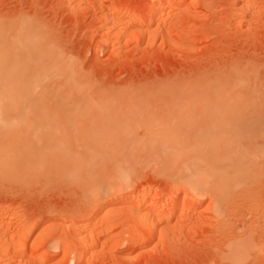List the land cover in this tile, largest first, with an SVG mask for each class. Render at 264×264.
<instances>
[{"label": "rangeland", "instance_id": "obj_1", "mask_svg": "<svg viewBox=\"0 0 264 264\" xmlns=\"http://www.w3.org/2000/svg\"><path fill=\"white\" fill-rule=\"evenodd\" d=\"M77 1L75 4L72 0H0V23L21 17L36 20L62 55L76 61L79 71L101 89L122 90L130 85L169 82L181 76L210 78L211 71L227 67L235 60L246 61L259 71L253 70L258 76L264 75V0H250L252 7L248 12L241 0H173L172 4L168 3L171 0H163L161 4L158 0ZM107 14V23L120 27L125 20L123 23L127 24L125 29L120 27L119 40L114 44L109 43L107 27H101L100 23ZM142 18L145 21L140 24ZM123 34L128 36L121 38ZM130 34L135 35L132 40ZM0 60L2 64L11 60L7 45L2 43ZM0 82L8 81L1 78ZM134 102L108 100L105 108L92 114L80 113L79 131L63 144H13L12 149L0 152L2 227L13 223L10 229L15 235L16 231L24 233L30 227L25 246L40 247L46 259L43 264H75L73 252L86 235L85 230L75 233L80 221L76 216L81 212L85 221L92 217L95 225L96 217L111 209L117 215L114 212L115 217L109 223L112 225L108 224L110 231L102 232V228L95 231L96 241L90 245L82 264H228L223 254L228 252L234 238H247L249 244L236 264H264L262 166L250 188L238 187L228 193L224 211L222 204L217 207L209 195L198 196L191 190L193 202H187L191 206L185 208L180 202L175 210L178 215L183 209L179 219L172 222L178 224L177 220H181L179 231L170 233L161 245L156 240L145 245L134 241V231L127 228L132 223L128 217L131 200H137L149 188L161 191L162 195L165 192V197L176 190L170 184L172 177L167 170H171V162L180 159L176 147L192 152L191 144L200 145L202 140L196 141L200 137L196 124L199 116L205 114V109L202 110L205 100L193 102L195 115L179 111L175 105L179 101L171 100L167 91L162 97L145 100L143 106H137V100V104ZM121 103L120 110L111 109ZM169 131L189 140L169 141ZM256 139L254 136L252 141L255 143ZM199 150L205 153L204 146ZM101 152L107 154V159L100 157ZM24 163L34 167L25 169ZM116 168L126 175L125 180L117 181ZM94 189L101 195L100 201L109 202L100 212L93 210L97 203L89 207L88 194ZM162 206L167 205L161 204L159 208ZM23 222L29 226H21ZM45 225L56 244L38 234ZM128 239H131L129 250L125 244ZM64 241L65 248H59ZM31 251L28 248L22 261L9 264H38L29 257Z\"/></svg>", "mask_w": 264, "mask_h": 264}, {"label": "bare ground", "instance_id": "obj_2", "mask_svg": "<svg viewBox=\"0 0 264 264\" xmlns=\"http://www.w3.org/2000/svg\"><path fill=\"white\" fill-rule=\"evenodd\" d=\"M72 1L75 4L78 2L77 0ZM162 1L158 0V3L161 4ZM172 1L168 3L172 4ZM241 3L247 12L252 7L250 0H241ZM108 14L102 18L100 23L101 27H107L103 28L108 31V41L114 44L119 40L120 27L124 28V25L127 24H124V20L120 27L111 25L109 22L108 26ZM154 15L156 16V13ZM112 18L115 19L113 16ZM144 21L142 18L138 22L143 24ZM127 36L123 34L121 38L125 39ZM130 36L132 38L129 40H132L135 35L130 34ZM0 43L7 45V49L11 53L9 63L2 64L0 60V79L4 78L8 81L2 84L0 82V152L12 149L13 144H63L62 142L70 137H75L79 131L80 121L77 117L80 113L91 111L92 114L99 110L98 108H105L104 103L108 100L113 102L126 99L135 101L134 103L137 100V103L139 102L136 103L137 106H143L150 97H162L167 91L171 100L179 101L178 104H175L178 105L179 111L185 110L188 115H195L193 102L196 99L205 100L202 107L203 112L205 109V114L202 113L199 116L196 124L200 135L196 141L198 139L202 141L199 143L200 145L191 144L198 149L193 151L192 147L191 152L187 148L176 147L180 159L171 162L172 168L167 170L172 177L170 184L176 190L171 194H166L167 197H165V192L162 195L161 191L156 192L152 188L143 189L144 193L140 198L136 197L137 200H131L128 217L132 223L129 222L127 228L134 231V241L145 245L150 240H156V243L161 245L170 233L177 232L181 220H177L178 224L177 222L172 224V222L175 218L179 219V214L183 209L178 215L175 210L180 202H183L182 206L184 207L191 206H188L187 203L193 202L192 195H190L191 190L198 196L209 195L210 200L215 202L217 207H221V204L223 206L226 202L228 193L238 187L244 190L250 188L253 179L259 174V167L264 168L262 165L264 159H260L262 158L260 155L264 156V139L262 138L264 136V75L261 73L262 75L258 76L259 71L248 66L246 61L236 62L235 60L234 63L230 62L232 64L229 66L227 63V67L220 66L210 72V78H203L200 75L181 76L171 79L169 82L130 85L129 88L125 87L122 90H111L94 87L91 83L92 80L79 71L78 63L66 59L67 57L62 55L59 47L48 38L45 28L32 18L21 17L15 21L0 23ZM253 70L258 71L257 74ZM118 104L120 105V103ZM118 104L112 105L111 109L113 111L120 110L123 105L122 103L121 106ZM203 115L205 116L202 117ZM167 135H169L167 139L169 141L189 140L186 136L181 139L174 131H169ZM254 136L258 137L255 143L254 140L252 141ZM259 138H262L263 142H259ZM200 146L205 147V153H200ZM163 147H169V145L163 144ZM101 155H103V160L107 159L106 153L101 152L100 157ZM24 167L29 169L34 166L24 163ZM116 171L118 174L115 177L118 182L127 178L119 168H116ZM90 185L93 187V184ZM88 195L89 207L93 203H97L95 206L93 205V210L100 212L109 203L104 199L100 201L101 195L96 189ZM163 200L166 201L164 203L167 206L169 205L168 208L162 203ZM159 204H163L165 208L163 206L159 208ZM223 208L224 206L221 210L224 211ZM221 210L219 209L223 213ZM114 212L109 209L101 217H96L95 225L92 217L88 218L90 221L87 218H85L86 221L84 219L83 221L81 212L76 216L80 221L78 220V229L75 228V233L85 230L86 235L81 237L79 248L73 252L72 260L75 261V264H82V259L89 253L90 245L96 241L94 236L96 230L102 228V232L110 231L108 226L112 224L109 223L115 214L117 215V211L115 214ZM181 216L183 218V215ZM2 222L0 216V264L23 260L27 255L28 248L32 249L29 257L35 258V262L38 264L46 262L44 256L42 257L40 247L32 244H29L27 248L25 246L26 235L30 229L28 224V226L25 225L27 222H23L22 225L18 223L19 226L25 225L29 229L23 227L26 229L24 233H21L23 230L18 229L16 235L10 229L13 223H6L7 226L5 225L6 228H4ZM65 225L64 231L65 228L67 230ZM75 226L77 227V225ZM49 231L45 225L38 234L45 238L49 237L48 242L56 244ZM53 238L55 237L53 236ZM130 240L125 241L128 250L131 248ZM247 241V238L232 239L228 246L229 250L227 248L228 252L223 254L228 264H236L247 251L249 246ZM65 243V241L60 242L57 246L64 249Z\"/></svg>", "mask_w": 264, "mask_h": 264}]
</instances>
